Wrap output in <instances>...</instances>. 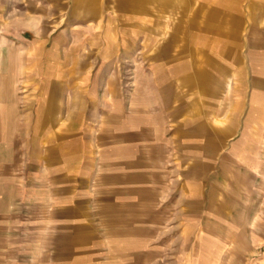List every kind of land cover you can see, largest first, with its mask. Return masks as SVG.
I'll return each mask as SVG.
<instances>
[{
	"label": "rangeland",
	"instance_id": "obj_1",
	"mask_svg": "<svg viewBox=\"0 0 264 264\" xmlns=\"http://www.w3.org/2000/svg\"><path fill=\"white\" fill-rule=\"evenodd\" d=\"M263 67L264 0H0V110L14 107L17 123L12 141L0 136V163L26 191L31 168L50 152L78 153L67 164L82 173L76 192L88 191L81 219L101 228L73 246L75 261L264 264V121L248 123L256 107L264 114ZM214 75L217 93L206 84ZM51 82L61 86L59 113L42 126ZM75 99L83 104L74 121ZM227 128L211 156L207 139ZM194 164L203 173L189 180ZM84 174L101 179L83 190ZM190 181L199 189H185ZM97 208L102 214H89ZM115 215L132 227L116 221L114 230ZM25 222L13 220L19 234L0 237L1 253L12 264L36 256L53 264L49 243L37 244L40 256L25 249Z\"/></svg>",
	"mask_w": 264,
	"mask_h": 264
},
{
	"label": "crops",
	"instance_id": "obj_2",
	"mask_svg": "<svg viewBox=\"0 0 264 264\" xmlns=\"http://www.w3.org/2000/svg\"><path fill=\"white\" fill-rule=\"evenodd\" d=\"M168 46V45H167ZM20 57L23 55L22 53L17 54ZM14 57H11L13 59ZM17 59V57H15ZM49 68V66L47 65ZM77 70V69H76ZM221 69L218 71L220 72ZM263 73L262 76H264V67L262 68ZM219 76H213L212 79L207 82L208 89H210V92L217 93L218 89L221 87V82L218 79ZM52 79L51 77L49 78ZM77 82V81H76ZM259 83V85L264 84L261 81H256ZM74 81H66V84L63 85V88L65 87H76V84H74ZM223 86V85H222ZM59 87H61L59 85ZM58 87V84L56 82H51L49 86H47V93L46 98L41 103L40 108V115L38 117L39 123L42 126H46L47 123L53 121V117L59 113V109H57V104H59L57 100L59 96L60 89ZM257 98H260L259 100H262L263 97L258 95ZM77 100V112L74 110L72 112V115H70L71 119L74 121L76 119H80V110L81 105L83 103H80V99H75L74 102ZM260 103L263 102L259 101ZM6 107V106H3ZM2 107V109H4ZM10 108L6 107L4 110H0V136L2 139H9L12 141V134L15 133L17 123L14 120L15 112L12 110V107ZM256 109V110H255ZM253 111L255 113H258V116H255L253 113L249 116L248 123H253L257 119L258 121L261 120V122L264 121V114L262 113L263 109L261 106L256 107ZM176 112V111H175ZM70 114V113H69ZM145 123H149L147 119L144 120ZM264 124V123H263ZM201 126V125H199ZM263 130V129H262ZM232 129L227 128L224 132H219V136L217 134H213V140L210 141V138L207 139V143L205 150L210 153L212 156V152L216 145L212 144L216 141V138L223 136L224 134H228ZM216 137V138H215ZM1 139V141H2ZM0 141V142H1ZM52 148V147H50ZM133 150H130V154L134 153H141V155H146V153H149L147 149L143 150H137L135 147H132ZM76 149V148H75ZM128 148H123V155L127 156ZM217 149V148H216ZM5 151V150H4ZM52 151V150H50ZM79 151V150H78ZM117 153V152H116ZM77 152H70V154H64L62 152H50L49 155V162H46L45 160L38 163V167L36 169L31 168V175L30 177H27V186L29 187L28 190H20V186L17 184V181L13 179V172L10 170H7V165L4 163H0V237L2 236H13L19 234L17 231L16 226L12 224L14 219H18L21 216L25 217L27 222L24 223V226H26L23 230V233L20 234L24 236V239L22 241L25 242L29 241V244H25V249H33V255L35 250H39V256L41 255V247L40 249L35 248L37 244H50V249L52 251L55 250L54 254H50V263L53 264H85L86 262L91 263L92 258H88L86 261H84L83 257H81V260L74 259V255H71L70 251L73 248L75 244L83 245L85 242V246L88 245L91 241L93 234L91 232H96L100 230L99 223L97 224L95 221H92L91 223H84L81 217H84L86 214L88 215V209L86 208L88 205L86 196L82 195L85 190V188L88 189V186L90 184L95 183L96 181H99L101 178L97 176V178H94V175H87L88 177L84 180L81 179L82 187L84 191L76 192V188L74 183L75 179L74 177H79V175H82L81 172L78 171V169L74 165L76 164H67L71 163L69 161H76L77 160ZM30 161L37 160L38 157L35 156L32 159L31 154ZM45 159V158H44ZM252 160H250L248 163H250ZM254 162V159L253 161ZM31 165V163H30ZM132 166V164H131ZM202 166H205L202 164ZM201 169V168H200ZM227 167L223 169L224 178L228 179L229 174L227 171ZM80 173V174H79ZM85 173V172H84ZM203 172H198L197 165L194 164L193 167L190 169L188 173H186L185 176L189 180L192 179L193 176L196 175H202ZM78 174V175H77ZM91 174V173H90ZM83 175V176H84ZM128 174H125L124 181H130L132 179L131 176H127ZM242 174L237 172L232 177V183L228 184L227 186L231 187V191L228 192V195L225 197V199L229 200L230 203L235 200L238 193V187L241 179L243 177ZM195 181V178H194ZM21 182V181H20ZM128 186V184H126ZM19 188V189H18ZM190 188L191 190H198L199 187H195L194 184L189 182L188 186L185 187V189ZM80 189V190H81ZM93 190V189H92ZM187 191V190H186ZM233 191V192H232ZM88 193V191H85ZM95 193L94 191H92ZM143 194L149 193V190L142 191ZM151 193V192H150ZM149 193V194H150ZM84 196V197H83ZM21 198V201L19 200ZM84 198V199H83ZM216 199V197L213 195L211 200ZM236 201V200H235ZM195 202V201H194ZM23 205L25 208L24 211L21 210L20 204ZM229 203V202H228ZM229 203V204H230ZM19 204V206H18ZM196 204V202H195ZM228 204V205H229ZM17 205V207L15 206ZM197 205V204H196ZM212 205V204H211ZM230 206V205H229ZM211 207H215L214 205ZM216 208V207H215ZM98 211L89 213L90 215L94 214H100L99 208H97ZM150 212L151 209L147 208ZM113 214H116L117 211H113ZM102 214V213H101ZM42 220V221H41ZM120 224L119 217L115 215V217L112 220V224L114 223V230L117 228V223ZM121 223L126 225V227L131 228L130 222L121 221ZM148 226V227H147ZM144 227L149 228L153 227V222L150 220V226L146 224ZM43 229H46L48 233L50 234L49 238H43L41 236V232H43ZM260 230V226L258 228ZM91 236V239L89 237ZM246 235V234H245ZM243 238V237H242ZM37 239V241H36ZM246 243V239H244ZM5 243L2 242L0 239V264H12L11 260L12 256L11 254L1 253L2 247H4ZM36 254V252H35ZM10 260V261H8ZM29 259L25 258V264H29L27 261ZM30 264H43V258H39L36 256L32 259V262Z\"/></svg>",
	"mask_w": 264,
	"mask_h": 264
}]
</instances>
